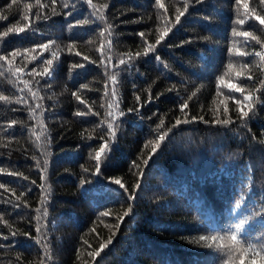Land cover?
I'll return each instance as SVG.
<instances>
[{
    "label": "trees",
    "instance_id": "trees-1",
    "mask_svg": "<svg viewBox=\"0 0 264 264\" xmlns=\"http://www.w3.org/2000/svg\"><path fill=\"white\" fill-rule=\"evenodd\" d=\"M10 2L0 0V15L6 17L0 20V32L13 25L22 27L26 23L24 5L33 7L27 13L29 29L0 39V55L19 50L21 55L16 57L14 67L24 68L18 80L0 61V94L12 101H0V145H6L0 146V168L23 174L0 173V183L9 189H0V214L11 226L0 223V237L9 235L8 241L0 239L6 245L0 249V264H37L44 255V244L51 256L48 264H211L215 249L210 252L199 236L218 231L228 222H238L254 209L264 211V89L255 92L264 81V63L255 52L264 48L250 38L246 41L232 35L233 28L247 30L264 42V25L255 20L244 26L236 24L243 16L237 12L235 0H205L202 5L193 2L181 23L175 24L172 5L182 8L183 0H163L168 20L175 26L154 52L134 59L130 70L124 65L109 67V74L117 76L113 85L105 75L98 49L103 43L105 57L111 56L113 63H118L122 55L126 58L129 52L133 56L142 52L139 32H145V39L155 43L156 29L165 27V22L163 18L157 20L154 0H93L97 5H108L104 9L105 21L95 20L74 30L68 24L85 19L92 11L83 0H67L68 9L63 8L66 0H56L55 11L60 15H53V0H39V4L47 6L42 10L37 0H17L9 10L6 3ZM249 7L264 15L261 0H249ZM66 12L72 13L67 21ZM106 23L113 33L110 52L107 33L104 38L100 35ZM49 40L55 43L48 51L40 52L37 46ZM70 42L75 43L74 51L80 56L69 52ZM229 47L248 55L229 54ZM25 49L29 51L25 53ZM53 51L58 52L56 70L52 77L42 78L37 73L43 71L45 60L53 58ZM32 55L37 59L31 60ZM84 56L94 63L83 60ZM74 63L85 67L69 72ZM229 63L243 72L241 78L227 69ZM244 63L248 69L242 68ZM249 75L252 80L247 79ZM220 76L240 84L245 94L253 93L261 99V104L245 118L246 124L240 121L235 103L243 96L224 85L217 94L216 80ZM21 80L29 82L31 92ZM81 84L86 87L81 88ZM113 87L119 109L108 107ZM74 91L96 115H74L88 110L72 96ZM193 92L196 95L188 101L185 111L189 119L196 116L197 120L172 129L149 165H143L151 155L149 141L168 132L176 117L185 118L179 104ZM17 98L22 102L16 103ZM225 107L233 123L227 128L213 125L214 114L218 112L224 118ZM129 108L140 111L128 112ZM109 111H123L125 116L118 117L117 136L109 141L110 148L101 157L97 176L93 175L96 161L91 157L108 140L107 124L100 122L108 119ZM201 115L209 123L201 122ZM12 120L17 123L9 129ZM89 134L91 140L87 138ZM133 161L145 172L134 202L118 185L109 182V178H120L131 192L140 176ZM81 179L88 183L81 185ZM41 185L48 196L44 205L48 215L41 218V233H37L35 217L36 209L41 208ZM21 191L25 195L16 200ZM8 201L19 206L13 207ZM130 203L132 211L119 221ZM105 212L107 216L102 215ZM117 223L119 229L115 227ZM193 225L195 229L189 230ZM17 229L34 239L20 235L14 242L10 230ZM245 230L250 242H264L259 239L264 230L258 224L250 222ZM35 239L41 243L36 244ZM109 239L111 244L94 260L89 253Z\"/></svg>",
    "mask_w": 264,
    "mask_h": 264
},
{
    "label": "snow or ice",
    "instance_id": "snow-or-ice-1",
    "mask_svg": "<svg viewBox=\"0 0 264 264\" xmlns=\"http://www.w3.org/2000/svg\"><path fill=\"white\" fill-rule=\"evenodd\" d=\"M55 2L56 0H53V15H60V13H57L55 11ZM83 2L88 6L89 9L92 11L89 13V16L86 17L85 19H78L73 22H70L68 24V27L70 30H74L77 28L84 27L85 25H88L89 23H94L95 20L99 21H105V15H104V9L108 7L107 4H102V5H97L93 3V0H83ZM195 5H202L204 4L205 0H183V7H178L176 6L175 3H173L172 7H174L175 12H174V18H175V24H180L181 23V18L188 13L189 8L192 6V4ZM37 3L39 4V0H37ZM261 3L264 4V0H261ZM17 4V0H11L10 3H6L7 9L11 10L13 9V6ZM235 5L237 6V12L241 13L243 18L237 19L235 21L236 24H239L241 26H244L247 21L249 20H255L258 21L260 25H264V15H260L257 13L255 8H250L249 7V0H235ZM33 5L32 4H25L24 9H25V14L23 15V20L26 21L22 27H17L15 25L9 26L5 31L0 32V39L8 37L10 34H17L19 35L20 33H24L26 29H29L30 27V21H29V16L28 12L31 11ZM47 6L44 4H39V8L42 10L46 8ZM70 7L69 3L66 2L63 5V8L68 9ZM73 9L75 8V5L71 6ZM153 7L157 11V20H160L163 18L165 22V27L157 28L156 31L158 35L156 36L155 43H149L147 39H145V32H139L138 35L143 41V48L142 52L137 51L135 53V56H133L132 53H127L126 58L125 56H121V58L118 60V63H113L111 56L105 57L103 48L104 44L102 43L101 49H98V51H101V57H100V63L104 66L105 70V75L107 76V79L112 82L113 85L116 84L117 81V76L113 74H109V67L111 68H118L119 65H124L125 68L131 69L133 66L132 62L136 58H140L141 56L147 57L150 53L154 52L157 49V46L161 44L162 41L165 40V38L169 35V33L172 31L173 27L175 26L170 20H168V9L166 8L165 3L163 0H154V5ZM242 10V12H241ZM71 12H66L64 14L65 21L68 20V17L71 15ZM6 17L3 15H0V20H4ZM91 18H95L92 20ZM37 19H39V13L37 14ZM136 22V21H133ZM105 33H107V37L109 38L108 40V51H111V36H112V31H111V25H108L106 23L105 28L101 31L100 35L102 38H104ZM232 35L234 37H244L245 40L247 41L248 38L251 40L256 41L257 44H260L262 48H264V42H262L257 36L253 35L251 31H237L235 28L232 29ZM205 40L208 39V37H204ZM55 43L53 40H49L47 43H42L39 44L37 47L40 49V52H45L48 51L51 46ZM67 48L69 52H74L76 56H80V52L74 51L75 49V43L70 42L67 45ZM25 53H27L29 50L25 49ZM33 52L35 49L32 50ZM235 52L237 56H247L248 53L241 51L239 48L236 47H229L228 48V53L232 54ZM21 53L19 50L12 51L8 55H0V61H4L9 67L8 71L15 76L18 80L20 79L19 74L24 72V68L21 67H14V61L16 57L20 56ZM9 56L11 59H9ZM52 59H47L44 61V64L46 65L43 68V71L40 73H37V75L41 76L42 78L44 77H52L55 69L54 66V60L58 58V52L53 51L52 52ZM255 56L259 57L260 61L264 63V51H259L255 52ZM31 60H36L37 56L32 55L30 57ZM156 59L159 61L160 57L157 56ZM83 60L88 61L89 63H94V61L89 60L88 56H84ZM85 65L83 63H74L71 68L69 69V72L72 71V69H82L84 68ZM167 68L168 66L165 65ZM243 69H248L249 65L247 63L242 64ZM227 69L230 72H234L235 76L237 78H241L243 76V72L236 69L232 63L227 64ZM33 73H36V69H32ZM3 73H0L2 75ZM248 80H252L253 77L251 75L247 76ZM21 83L25 85V88H28V81L21 80ZM39 83V81H37ZM224 85L227 87L231 92H236L240 93L243 96V100L235 99V103L237 105L238 111H239V119L242 123H247L245 118L249 117V113L254 110L256 105L261 104V99L254 95L253 93L245 94L244 88L240 86L238 83H233L231 81L225 80L223 76L217 77L216 80V86H217V94L219 95V89L220 86ZM262 88H257L255 89L256 93H261L262 89H264V81H261ZM81 88H85L86 85L81 84ZM29 92H31V88H28ZM171 91V89H169ZM32 95L35 97L37 94L32 93ZM105 95H108V84L107 82L105 83ZM196 95V92H193L191 95L188 96L187 100H184L183 103L179 104L180 112L183 114L185 117L184 119H181L180 117H176L175 119V124L172 125V128L168 130V132H164L159 134L155 140L149 141L151 143V155L149 156L148 159L143 160V165L148 166L149 165V160L152 159V156L157 154V150L160 148L161 143L165 141L166 137L168 134L172 131V129L177 128L180 125H188L191 124L193 121L197 120L196 116H192L190 119L188 118V113L185 111L189 107V100H192V98ZM72 96H74L80 104L85 105L88 110L85 111H77L74 113L75 116L77 117H86L88 115H96V113L92 112V109L88 107L85 104V101L80 98L79 95H77V92H72ZM234 99V97H232ZM111 100L112 103L108 105L109 109L115 108L119 109V102L117 100L116 96V89L113 87L112 92H111ZM0 101H4L6 103H11L12 101L8 96L0 94ZM137 103L140 101V97H136ZM16 103H21V99L17 98L15 101ZM24 103H27V101H23ZM223 103V101H221ZM103 106V105H102ZM39 108L40 105H37ZM246 109V110H245ZM34 111V110H31ZM139 112V108H129L128 112ZM155 115V113H153ZM215 119L211 121L213 125H220L222 127L227 128L229 125L233 123L230 117H228V109L225 107L224 109V118H220L219 113H215ZM125 113L123 111H119L118 114L115 111H109L106 113V117L108 119L101 121V125L107 124V131L106 135L108 137V140H105L104 143L100 145V148L98 151L95 152L94 157H91L96 161L95 164V173L93 175H99L101 171V157L102 155L106 154V151L110 148L109 141L115 140L117 136V127H118V117H124ZM199 120L205 124L209 123V121L204 119V116H200ZM17 123L16 120H12L8 124V128L11 129L13 125ZM164 121L161 119L160 124L162 125ZM43 127V125H41ZM97 128H100V131H104L103 128L100 127V125L96 126ZM159 128V125L157 126ZM33 131V130H30ZM81 136L83 137V133H81ZM39 136H37V140H39ZM89 140H91L93 137L91 134L87 137ZM100 139H104L103 136L100 137ZM261 143H264V141H261ZM0 146H5L6 145H0ZM45 166H47L48 161L45 160ZM133 166L137 168V170L140 173V176L137 177V180L135 184L132 187L131 192H129V189L125 186V184L122 182L120 178H109V182L112 185H118L119 189H122L124 193L127 194V198L129 201H135L138 198V189H142V178L145 175L144 169L140 168V165L136 163V161H133ZM87 171V169H85ZM0 173L6 174L8 176H22L23 174L17 171H6L4 168H0ZM24 179H27L26 176L23 177ZM40 179L43 181L45 180V175L43 171L41 172ZM85 183H88V181L81 179L80 184L84 185ZM42 192H41V208L36 209L37 211V216L35 219L37 220V227L36 231L37 233H41V226H40V220L42 217H47L48 215V209L44 207V205L47 203L48 196L45 194L43 191V185H41ZM0 189H4L5 192H8L9 189L6 187L4 183H0ZM13 195H15V190H13ZM25 193L21 191L19 193V196L16 197V200H19L20 197H23ZM241 199H243L241 197ZM9 203L13 204V207H18L19 205L16 204L14 201H8ZM25 207L27 205L25 204ZM236 207H239V203L236 205ZM234 210V209H233ZM132 211V204L130 203L128 205L127 210L123 212V215L118 217L119 221H123L124 217L128 216L129 213ZM102 215L107 216L108 213L105 212ZM258 217V219H257ZM252 224H258L261 230H264V211H259L257 212L255 209L247 216L244 218H240L238 222H228L226 225L222 226L218 231H213L209 232L207 235H200L199 236V241L203 243V245L210 251L212 252L213 249H215V252L211 255V264H264V242H261L259 244L257 243H252L250 242V234H246L245 226L248 225L249 223ZM0 223L8 226L11 229V226L8 224V220L4 218L2 214H0ZM117 229H119L120 224L117 223L115 225ZM23 235L25 237H28L29 239H34L33 237L29 236V233L24 231L21 232L19 229L17 230H10V236L13 238V241L15 242V238ZM114 235V234H113ZM0 239L4 241L9 240V235H3L0 237ZM261 241H264V235H262L259 238ZM111 239H109L106 243H101L100 248L96 250L95 252H90L89 255L95 260L97 256L100 255V251L103 250L104 248L107 247L108 244H111ZM36 244H40L41 241L40 239H35ZM6 245L3 243H0V249L5 248ZM44 248V255L40 257L39 261L37 264H48V261L51 259V256L49 255L48 251V246L47 244L43 245ZM79 258V257H77ZM16 259L19 261L20 256H17Z\"/></svg>",
    "mask_w": 264,
    "mask_h": 264
},
{
    "label": "rangeland",
    "instance_id": "rangeland-1",
    "mask_svg": "<svg viewBox=\"0 0 264 264\" xmlns=\"http://www.w3.org/2000/svg\"><path fill=\"white\" fill-rule=\"evenodd\" d=\"M192 212V211H191ZM195 229V227H194V225L189 229V230H194Z\"/></svg>",
    "mask_w": 264,
    "mask_h": 264
}]
</instances>
